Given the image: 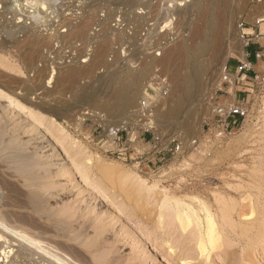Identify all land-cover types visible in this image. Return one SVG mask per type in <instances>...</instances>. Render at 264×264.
Here are the masks:
<instances>
[{"label": "rangeland", "instance_id": "1", "mask_svg": "<svg viewBox=\"0 0 264 264\" xmlns=\"http://www.w3.org/2000/svg\"><path fill=\"white\" fill-rule=\"evenodd\" d=\"M107 1L1 0L0 29L5 32L0 30V80L13 91L5 90L6 95L9 94L0 96V114L3 113L0 115V124L6 120L8 122L10 118V121L22 122L24 125L26 124V127L39 125L40 127H36L55 139L48 137L53 141V144L55 142V145L58 144L57 148L59 147L61 157H63L60 162L66 164V168L62 169L59 176L53 178L58 183L56 182L54 185L55 191L51 192L54 196L48 197L49 206L54 209L67 207V205L69 208L71 207V211L68 210V207H64L67 209L66 212L71 214V229L75 233L77 231L81 232L82 236L85 235V240L93 235H99L100 240L97 243L101 247L109 248L111 252L108 257L114 264H264V219L260 221L262 224L261 235L254 241L255 245L253 244L251 247L252 250L231 241L233 244L230 246L232 247L221 245L214 251L212 250L208 258L201 256L195 250L192 246L193 242L188 243L186 233L181 238V243L178 242L176 224L174 221L172 222L170 216H164L163 221L159 220L161 212L165 214L171 211L170 208L168 211L165 207H160L162 201L160 198H163L164 194L190 199V201H193V196H197L215 207V194L221 190L223 173L232 174L234 171L247 173L252 167L253 159L258 157L259 143L263 147L264 157L263 132L261 139L256 137V133L264 131V26L260 25L264 23V0H231V6L237 7L235 8L236 15L228 28V35L222 39L226 50L229 51L228 54L226 56L222 54L217 60L215 57L211 58L210 67L213 66V68L210 69L212 72L210 71V76L203 77L204 80L200 87L202 92L199 90L200 95L197 97L200 101H193L179 115L180 117L170 118L158 129L152 123L155 114L163 109L158 104V100L166 93V97L170 96V93H174L171 87H167L168 83H165V80H170L172 74L167 69L170 61L166 63V58L160 56L158 52L168 49L173 42L182 40L183 37L188 36V40L190 34L196 29L203 28L201 19L196 17L200 16V13L194 12L196 10L193 7L190 8L191 10L188 8L189 12L184 10L185 14L184 12L179 14L170 12V9L175 6L183 8L192 0H149V2L137 0L138 3L135 0V3L129 4H125L121 0L113 2L110 0L109 3ZM143 2L149 3V5L146 6V3L143 4ZM118 4L120 5L118 6ZM131 4L133 5L131 6ZM154 5L159 6L158 12ZM26 8L31 12L26 11ZM34 8L43 11L44 15L47 13L48 16L44 17L40 11L41 15L39 16V12ZM127 9L129 10L127 11ZM23 11L28 12L27 16L30 18L26 17ZM168 12L172 15L168 17L167 20L170 23L165 28L163 25L167 20H164V17ZM18 14L23 16V19L19 18ZM34 18L41 24L37 25ZM257 19H261L258 24ZM44 22L46 23L44 24ZM85 24L89 25L87 26L89 29H85L86 26L83 29H78L79 32H81L80 30L82 32L80 36L77 35L79 33L76 32L77 28L80 26L82 28V25ZM78 25L80 26L78 27ZM12 27L15 29L12 30ZM19 27L23 31H20ZM247 28H252L254 34L243 31ZM84 29L87 30V33L84 32ZM165 32L168 34L166 35ZM7 33L9 36L11 35L10 38ZM241 34L244 39L240 41L238 36ZM123 35L124 37H122ZM127 35L130 41L125 39ZM157 35L160 38H157ZM51 36L54 38L51 39ZM114 37L117 39L115 40ZM132 44L136 46L133 47ZM101 47H104V50L98 51L101 53L99 56L97 50ZM155 47L156 49H154ZM235 47L242 48L241 57L233 53ZM250 47H253V56L255 53L260 55L259 57L254 56L253 61L251 60ZM94 52L97 53L96 57L93 56L95 59L92 57ZM247 57L251 61V68L245 72L246 76L244 77L237 72V66ZM71 58L76 60L71 61ZM98 62H100L99 65ZM142 62L151 67H148V71L141 77L139 74H135L136 78L139 77L135 99L132 106L121 115L122 117H117L113 110H102L96 106L95 101L102 100V97L97 95H87L74 103L75 99L73 98H76L78 90L83 88L82 86L99 87L100 80H97L99 76L121 68L124 64H128L127 66L132 69L134 67L138 69ZM65 64L68 66L70 64V67ZM73 65L74 67L80 66L78 69L80 73L72 71L74 70ZM222 65H224L223 73L229 75L226 80L224 74L220 72ZM45 68H47V72H45ZM81 69H83L82 72L85 69L83 74ZM70 73L73 75L71 76ZM48 77H52L51 81ZM72 77L75 81L71 80ZM18 78L20 79L17 80ZM92 81L94 82L92 83ZM148 84L155 87L152 94V91L148 92L152 96L153 102L146 104L147 107L150 105L148 108V114L151 115L150 119L148 118L149 121L146 119L147 114L145 116L142 112L138 115L141 108L140 99ZM170 85L172 86L173 83L170 82ZM114 86V83H109L105 87L106 90H110ZM25 87L36 89L30 94L31 96H28V99L20 97L25 92ZM40 87L42 89L39 90ZM73 87L74 94L71 91ZM202 93L205 95L202 96ZM70 96L72 97L70 98ZM7 102L12 107L7 106ZM71 103L73 105H69ZM231 105L241 108L244 115L236 120L231 117L225 120L224 117L216 113L217 107L228 108ZM51 108H55L57 111L53 112ZM56 112L57 115H55ZM27 115L28 117H25ZM49 118L55 119L63 129V133L67 134V145H62L57 141L53 127L52 131L47 130ZM126 120L131 122L128 130H122L118 138L112 137L108 127L118 128L117 122ZM129 131L131 135L128 134ZM72 141L77 142L72 146L76 148L77 152H74L75 149L71 147L70 142ZM124 143L126 153L120 155L119 148ZM70 160H75L78 164L76 168L84 170L85 174L89 175L88 179L91 180L89 186L80 184L81 174L76 175L75 166L70 165L69 162H72ZM123 170L132 172L133 181H136L137 177L140 180H145L148 185H154L148 197L135 195L131 188H128L129 182L131 183L132 180L126 179L128 181H125L121 175ZM100 179L102 180L100 181ZM92 185L102 190V194L101 192L94 193ZM84 186L86 187L84 188ZM189 187L191 188L189 189ZM156 192L158 195L155 194ZM108 197L112 200L102 203L108 200ZM40 220L45 222L43 219ZM49 234L41 236L45 240L51 239L59 243L63 241L62 244L79 248V245L77 246L73 240H67L57 233ZM15 249H17L16 246ZM34 250L35 253L33 251L27 257L12 258L11 260L9 257L5 262L0 261V264H50L40 249ZM234 252L235 255H233ZM1 257L0 253V259Z\"/></svg>", "mask_w": 264, "mask_h": 264}, {"label": "bare ground", "instance_id": "2", "mask_svg": "<svg viewBox=\"0 0 264 264\" xmlns=\"http://www.w3.org/2000/svg\"><path fill=\"white\" fill-rule=\"evenodd\" d=\"M113 1L114 0H112V2ZM0 2H1V0H0ZM107 2L109 3L110 0ZM121 2H124L125 4L126 3L129 4V3H135V0H121ZM136 2H137V0H136ZM147 2H149V0H147ZM145 3L143 2V4H145ZM230 3H231V0H192L191 3H189L188 5H184L183 8H178L175 6L173 9H170L171 13L173 12L174 14H176V13L179 14L180 12L181 13L184 12V10H187L189 12V10H191L190 8L193 7L196 10L194 12L198 11L200 13V16L198 15L199 17L198 16H196V17H197V19H201L200 21L203 23V28L196 29L192 34H190L191 36L188 40H187L188 36H186L185 38L183 37L185 40L182 38V40L179 39L180 41L178 40L177 42L172 41L173 44H171V46L168 49L162 50L163 48H165V47H163V48H160L162 51L158 52L160 54V56L162 55L163 58H166V60H165L166 63H168L170 61L167 65V69L172 74H171L170 80H168V79H167L168 81L165 80V83L166 84L168 83L167 87L168 88L171 87V90L174 93L173 94L170 93L171 95L167 96V97H166V95H167V93H166L163 95V97H161L158 100V104L160 106H162L163 109L160 110L157 114H155V118L153 119L152 123L156 129H158V127H160L164 122H166L170 118L176 119V118L180 117L179 115L183 111H185L186 108L189 107V105H191L193 101L196 100V102H198L199 99H197V97H198V95H200L199 90H201L200 92H202V89H200V87L202 86V83L204 80L203 77L209 75L210 71L212 72V70L210 69L211 67L213 68V66L210 67V61H212L211 58L215 57V60H217L219 57H221L222 54H224L225 56L228 54L229 51H228V49L226 50L225 44H223L222 39H224L225 35H228V28L233 23L232 19L236 15L235 14V8H237L235 6H231ZM7 4H9V3H7ZM12 4H14V2ZM44 4L46 5V3H44ZM147 4L149 5V3H146V6H147ZM29 5H30V3H29ZM35 5H37V4H35ZM119 5L120 4H118V6ZM132 5L133 4H131V6ZM157 5H160V4H157ZM141 6H143V5H141ZM168 6H170V5H168ZM129 7H130V5H129ZM140 7H138V9ZM154 7H156V11H157V8L159 6L154 5ZM146 8H148V7H146ZM188 8H189V10H188ZM5 9H7V8H5ZM26 9H27L26 11H28V8H26ZM34 9H36V8H34ZM42 9H43V7H42ZM44 9H46L45 6H44ZM128 10L129 9H127V11ZM39 11L40 10H37V12H39ZM167 11H168V9H167ZM28 12H31V10H29ZM28 12L26 13L23 11V13L26 14L25 16L30 18L29 16H27V14L29 15ZM40 12L38 13L39 16L42 14L43 11L41 12V14H40ZM33 13H35V12H33ZM166 14H167V16L164 17L165 18L164 20H167L168 17H171V15H172V14H169V12ZM184 14H185V12H184ZM31 15H34V14H31ZM42 15L44 17H46L45 15H47V13L45 15L44 14H42ZM25 16H24V18H26ZM43 16H42V18H43ZM163 16H165V14H163ZM175 17H177V16H175ZM19 18L23 19V16L19 15ZM182 18H184V17H182ZM33 20L31 21V23L33 22ZM41 20H44V19H41ZM35 21H36V19H35ZM260 21H261V19L256 20L257 23H259ZM36 22L38 23V21H36ZM39 22H41V21H39ZM155 22H156V20H155ZM195 22H196V19H195ZM45 23L46 22H44V24ZM63 23H65V21ZM168 23H170V22H168V20H167L163 26L165 28L168 27V25H167ZM185 23L186 22H184V24ZM39 24H41V23H38L37 25H39ZM17 25H15V26H17ZM64 25H66V24H64ZM67 25H68V22H67ZM80 25H78V27ZM186 25H187V23H186ZM260 25L264 26V23H261ZM40 26H44V25H40ZM40 26H38V27L40 28ZM85 26L87 27L89 25H86V24L84 26L82 25V28L80 26L79 28H77L76 32H79L78 29H83ZM176 26H177V24H176ZM193 26H194V24H193ZM63 27H65V26H63ZM76 27H77V25H76ZM2 28H3V26H2ZM19 28H20V31H23V29L21 30V27H19ZM19 28H17V29H19ZM14 29L15 28H13L12 30H14ZM85 29H89V28L87 27ZM0 30H2V29H0ZM3 31L4 30H2L1 32H3ZM73 31H74V29H73ZM80 31L82 32V30H80ZM181 31H183V30H181ZM243 31H246L247 33H253L254 32L252 28H247V29H244ZM81 32H79L77 35L80 36ZM84 32L87 33V30H85ZM9 33H11V32H9ZM9 33H7L8 36H9ZM70 33H71V31H70ZM17 34H18V32H17ZM165 34H166V32H165ZM69 35H67V36H69ZM72 35H74V34H72ZM72 35H70V36H72ZM10 36H9V38H10ZM14 36H15V34H14ZM53 36H56V35L53 34ZM53 36H51L52 38L51 37H49V38L53 39L54 38ZM114 36H116V35H114ZM57 37L59 39V36H57ZM72 37H74V36H72ZM122 37H124V35ZM166 37H168V36H166ZM68 38H70V37H68ZM126 38L129 39L128 41H130V38H128V35L125 36V39ZM157 38H160V36H158ZM177 38H178V36H177ZM114 39H115V37H114ZM238 39H240V41H241V39H244V36L241 34L240 36H238ZM121 41H123V40L121 39ZM114 42H116V41H114ZM131 42H133V41H131ZM121 44H124V43H121ZM156 44H158V43H156ZM130 45H131V43H130ZM158 45H156V46H158ZM103 46H105V45H103ZM134 46H136V45H133V47ZM231 47H233V46H231ZM97 49H99V48H97ZM101 49L104 50V47H101L99 50H97V52L98 51L101 52ZM136 49H138V48H136ZM154 49H156V47ZM133 50H134V48H133ZM233 53L235 55H237L238 57H241L242 56V54H241L242 48L237 47L235 50H233ZM85 55H87V54L85 53ZM95 55H97V53L94 52V55H92V57ZM98 55L100 56L101 53L98 52ZM104 55H106V54H104ZM80 57H82V56H80ZM94 59H92V60H94ZM70 60L75 61L76 59L72 60V58H71ZM99 63L100 62H98V65H99ZM101 63H103V62H101ZM73 64H74V62H73ZM98 65H96V66H98ZM127 65L124 64V66H122L121 68H118V69L116 68V70H113L111 72H106L105 74L99 76L97 78V80L98 79L100 80L99 81V87L92 88V86H87V87L82 86L83 88H79V90H78V88L77 89L75 88V90H78V93L76 95V98H73V99H75L74 103L82 100L87 95H91V94L97 95L98 97H102V100L95 101L96 106H98L102 110H104V109L113 110L116 112L117 117L118 116L122 117L121 115H123L125 113V111L127 109H129L130 106H132V104L134 102L135 91H137L136 86H138L137 79L139 77L143 76L146 73V71H148V67H151V66H147L143 62H142V65L138 69H135L136 67H134V69H132ZM66 66H68V65H66ZM68 67H70V64ZM73 67H74V65H73ZM77 67L78 66H75L74 70H72L73 68H70V69L76 73H80V70H78L80 66L78 68ZM46 69L47 68H45V72H47ZM87 69H89V68L87 67ZM87 69H86V71H87ZM93 69H94V67H93ZM64 70H66V69H64ZM82 70L83 69H81V72H82ZM223 70H224V65H222L221 71H220V72H222V74H224ZM72 71H71V73H72ZM84 71H85V69H84ZM83 72H82V74H83ZM71 73H70V75L72 76L73 74H71ZM76 73H75V75L78 76V74H76ZM92 73H93V71H92ZM3 74H5V73H3ZM135 74H139V77L136 78ZM67 76H69V74ZM76 76H75V78H76ZM73 77L71 78V80L73 79V81H75V79ZM50 78L52 79V77H48V79H50ZM92 78L94 79L93 76H92ZM0 79H1V77H0ZM19 79L20 78H18L17 80H19ZM51 79H50V81H51ZM12 80H13V78H12ZM78 80H76L77 81L76 83H78ZM15 81H16V79H15ZM70 82L72 83V81H70ZM93 82L94 81H92V83ZM170 82L173 83L172 86L170 85ZM109 83H114L115 86H114V88H111L110 90H106L105 86H106V84H109ZM6 85L7 84H5V82L0 80V96L6 95V93H7L6 91H10V92L13 91L12 89H9V87ZM80 85H78V86L80 87ZM42 87H40L39 90L42 89ZM20 88H22V87H20ZM202 88H204V87H202ZM73 89H74V87L72 88L71 91L74 94ZM206 89L207 88H205V90ZM35 90L31 89L29 87H25V92L22 90L24 93H23V95L21 94L22 96H20V97H22V99H26V98L28 99L29 98L28 96H31L30 94L35 92ZM43 91H45V90H43ZM207 91L208 90H206V92ZM206 92L204 91V93H206ZM204 95L202 93V96H204ZM72 96H70V98ZM73 97H75V96H73ZM13 99L15 100V98H13ZM6 104H7V106H10V105H8L9 104L8 102ZM57 104H59V103H57ZM17 105H20V104H17ZM69 105H73V104L71 103ZM69 105H68V108H69ZM59 106H57V107H59ZM74 106H76V105H74ZM10 107H12V106H10ZM22 108H23V106H22ZM51 109L53 110V112L57 111L55 108L54 109L51 108ZM2 114H0V115H2ZM63 114H65V113H63ZM55 115H57V112ZM61 115H62V113H61ZM25 117H28V115ZM15 121L16 120L10 121V118H9L8 122L6 120V121H4L3 124H0V253L2 256L0 261L5 262V261H7V259L9 257H10V260L12 258L13 259L24 258V257L31 255L33 251L35 253L34 249H36V250L40 249V251H42L45 258L47 259L46 261H48L50 264H114V262L112 260H110L108 257L109 252H111L109 250V248L101 247L100 244L97 243L98 240H100L99 235H95V236L93 235L94 237L92 236L91 238H87V240H85L86 239L85 235L82 236L81 232L76 231V233H75L71 229L72 228L71 227V214L66 212L67 209L64 208L66 206L59 207L56 209L51 208L52 206L51 207L49 206L48 197L52 195L51 192L54 190V188H55L54 185H56L55 183L57 182V181L55 182L53 180V178L55 176H59L61 174V172L63 171L62 169L66 168V164L60 162V160H63V157H61V152L58 149L59 147L57 148L58 144L55 145L56 142H55V144H53V141H51V139H53V138H51V135H50V137L47 136L46 132H44V131H42V129L40 130L39 128L36 127L39 125H36L34 123L36 126L32 125V126L26 127V124L24 125V123H22V122H19V121L15 122ZM117 123H118V126L124 130H128V127L131 126V122L127 121V120L117 122ZM48 126H49V128H47L48 131H50V130L52 131L54 129V131L56 133L57 141L60 144L62 143V145L63 144L67 145V143H66L67 134L63 133V129L61 128L59 123L55 119L49 118ZM52 127H53V129H52ZM114 127H112V128L108 127L109 128L108 130L115 129ZM262 132L264 134V131L259 132V134L256 133L257 134L256 137L261 139L262 138ZM128 134L131 135V132L129 131ZM48 137L51 139H49ZM53 140H55V139H53ZM70 144L72 147V146H74L73 144H77V142L72 141V142H70ZM259 144H258V149H257L258 157L253 159L252 167H251V169L249 168V171H247V173H243V172H239V171H234L232 174H229V172L223 173L224 176H223L221 190L218 194H215L216 195L215 201H216L217 206L214 204L215 207H213L212 204H209L204 199H201L197 196L192 197L193 201H190L189 198H188L189 200H187L186 198L185 199L180 198V197H177L175 195L174 196H167L166 194H164L163 198H160V199H162L160 207H162V208L165 207V209L168 211L171 209V211L168 213H165V214L163 212H161V215H159V220L163 221L164 216H167V215L170 216L172 222L174 221L176 224L175 226H176L177 231H178V237L177 238H178L179 243H181L180 240L186 233L185 236H186V239H188V243L190 244L193 242L194 245H192V246H194L195 250H197L198 253L201 256H204L205 258H208L210 252L212 250L214 251L216 248H219L221 245L225 246V247L229 246L228 248L232 247V246H230L231 244H233V243H231V241H235L236 244L242 245L243 247H246L249 249L253 246L254 241L259 237V235H261L260 232H261V225L262 224H260V221H262L264 219V157H263V153H262L263 147L260 146ZM73 149H75L74 152H77L76 148H73ZM63 155H65V154H63ZM65 156H64V158H65ZM68 160H69V158H68ZM87 160H89V158ZM70 161H72V162H69L70 165L75 166L76 175L77 174H78L77 176H79L80 174L83 175L82 177L80 175L81 178L79 177V179L81 181L80 184L89 186L90 182H91V180L88 179L89 175L87 176L85 174L84 170L82 171V170H80V168L79 169L76 168L78 166V164L75 160H70ZM84 169H87V168H84ZM67 171H68V169H67ZM72 171H74V170H72ZM121 175L125 178V181H128L126 179H130V181L132 180L131 183L129 182V187L128 186L127 187L131 188L132 192L135 195H139L141 197H144V196L148 197L149 193H151V191L153 190L154 185L146 184L145 180L143 181V180H140L139 178L136 177V181L135 180L133 181L134 176H133L132 172H130L129 170L121 171ZM66 177H68V176H66ZM101 180L102 179H100V181ZM94 181H96V180H94ZM123 181H124V179H123ZM85 187L86 186H84V188ZM190 188L191 187H189V189ZM88 190L91 191V189H88ZM92 191H94V193L95 192L100 193L102 190H99L93 186ZM101 194H102V192H101ZM155 194L158 195L157 192ZM157 195H155V196H157ZM52 196H54V195H52ZM107 199L108 200H105L102 203H107L108 201L110 202L112 200L109 197ZM171 201H173V203H170ZM154 203H156V202H154ZM67 207H68V205H67ZM70 208L68 207L69 211H71ZM168 208H170V209H168ZM72 217H73V215H72ZM40 219H43L47 223L42 222ZM170 222H169V224H170ZM163 226H165V225L163 224ZM165 227H168V226H165ZM51 233H55V234L57 233V234H60L62 237L67 238V240L75 241L77 243V246L79 245V248H77L76 246L69 245V244H62L63 243L62 240H61L62 243L52 241L51 239L45 240V238H43L41 236V235H45V234L51 235ZM224 241H225V243H224ZM235 242H234V244H235ZM39 243H41V244H39ZM183 243H186V242H183ZM15 246L17 247V249L14 250ZM154 247H156V246H154ZM177 250H179V248H177ZM250 250H252V248ZM187 251H190V250H187ZM191 252H192V250H191ZM232 253H233V251H232ZM245 254L247 255V253H245ZM233 255H235V252ZM185 256H187V255H185ZM240 257H241V255H240ZM72 259H74V261H72ZM241 259L243 260V258H241ZM39 260H41V259H39Z\"/></svg>", "mask_w": 264, "mask_h": 264}, {"label": "built area", "instance_id": "3", "mask_svg": "<svg viewBox=\"0 0 264 264\" xmlns=\"http://www.w3.org/2000/svg\"><path fill=\"white\" fill-rule=\"evenodd\" d=\"M258 24V23H257ZM242 25V24H241ZM254 34V33H251ZM255 57H259V53H255L254 54ZM251 68V61L249 59V57H247L246 59H244L243 61L240 62V64L237 66V72L241 73L242 76H246V71ZM229 75L225 73L224 75V79H228ZM155 90V87H153L151 84H148V87L146 88L143 96L141 97V108L138 111V115L141 114L142 112L144 113V115L146 116V119H150V114H148V108L147 107V103L152 104V96L150 95V93H148L149 91L151 92V94L153 93V91ZM216 113L222 117H224V119L226 120L228 117L234 118L236 120V118H240L242 115H244V112L241 108L238 107H234V106H229L228 108L225 107H217L216 109ZM144 118V117H143ZM148 119V121H149ZM227 125V123H226ZM124 130L122 128H115V129H111L109 130V134L114 137V138H118L119 134L121 133V131ZM121 148H119V152L120 155H125L126 153V146L125 143L124 145L122 144L120 146ZM178 148V147H177Z\"/></svg>", "mask_w": 264, "mask_h": 264}, {"label": "trees", "instance_id": "4", "mask_svg": "<svg viewBox=\"0 0 264 264\" xmlns=\"http://www.w3.org/2000/svg\"><path fill=\"white\" fill-rule=\"evenodd\" d=\"M249 50H250L251 53H252L251 60L253 61V60H254V56H253V47H250Z\"/></svg>", "mask_w": 264, "mask_h": 264}]
</instances>
